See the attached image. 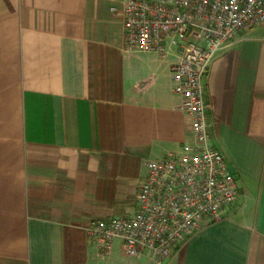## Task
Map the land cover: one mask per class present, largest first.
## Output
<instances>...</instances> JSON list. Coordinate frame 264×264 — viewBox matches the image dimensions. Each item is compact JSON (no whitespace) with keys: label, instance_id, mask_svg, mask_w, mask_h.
I'll list each match as a JSON object with an SVG mask.
<instances>
[{"label":"crops","instance_id":"0c3cea01","mask_svg":"<svg viewBox=\"0 0 264 264\" xmlns=\"http://www.w3.org/2000/svg\"><path fill=\"white\" fill-rule=\"evenodd\" d=\"M126 0H0V264H154L94 219L134 216L147 163L193 144L172 57L123 51ZM212 144L239 199L162 264H264V25L219 53L205 81Z\"/></svg>","mask_w":264,"mask_h":264},{"label":"built area","instance_id":"2783aa9c","mask_svg":"<svg viewBox=\"0 0 264 264\" xmlns=\"http://www.w3.org/2000/svg\"><path fill=\"white\" fill-rule=\"evenodd\" d=\"M112 12L123 22L124 53L174 59L173 92L179 111L192 120L193 144L147 163L134 216L94 219L85 230L101 260L120 241L129 258L162 264L191 233L238 202L235 177L212 144L205 81L219 53L264 25V0H126Z\"/></svg>","mask_w":264,"mask_h":264}]
</instances>
